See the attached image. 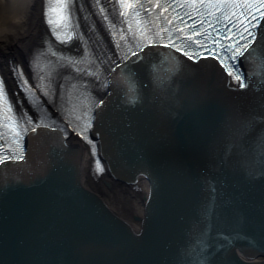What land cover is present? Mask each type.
<instances>
[{
	"label": "water",
	"instance_id": "95a60500",
	"mask_svg": "<svg viewBox=\"0 0 264 264\" xmlns=\"http://www.w3.org/2000/svg\"><path fill=\"white\" fill-rule=\"evenodd\" d=\"M134 60L95 131L114 180L148 181L142 214L114 213L47 132L0 172V264H264V60L244 88L214 61Z\"/></svg>",
	"mask_w": 264,
	"mask_h": 264
},
{
	"label": "bare ground",
	"instance_id": "6f19581e",
	"mask_svg": "<svg viewBox=\"0 0 264 264\" xmlns=\"http://www.w3.org/2000/svg\"><path fill=\"white\" fill-rule=\"evenodd\" d=\"M44 0H0V68L6 76L7 83L9 86L15 90H18V86L12 76L10 66L13 64H18L23 69V72L28 74L30 72L29 61L33 52H36L39 48H43L46 44H49L50 35L47 31L46 25L44 23L43 15V3ZM82 8H80V14L83 15L89 13L87 9V1L79 0ZM89 16V14H88ZM92 21L95 24V30L100 33L102 39L107 41V34L101 24L97 22L91 15ZM94 47H97V43H94ZM76 74H70L69 79H75ZM229 84H232L231 82ZM190 88H196L193 85L188 86ZM20 92H14L15 98L24 99ZM91 95H83L81 98H86L90 100ZM47 99V98H46ZM86 99H82L86 101ZM21 100V99H20ZM51 101V100H49ZM83 103V102H82ZM56 106L59 109H63L68 105L66 99L62 94L58 95V100L55 101ZM53 107V104H48L47 108ZM69 146L75 148L78 147L76 142L74 143L73 138L70 136L66 138ZM81 167L82 176L84 177L81 181L84 186L91 191L99 194L105 202L115 207L119 211L123 212L127 216L133 219L131 214H127L129 209L126 205L118 204L120 201L118 199H123L126 197L132 200V210L135 208L133 213H141L143 211L144 200L141 196L143 191L148 188V181L141 177L139 186L141 190H136L131 187L132 185L122 184L115 180H112V190L101 191L103 189L102 178H96L90 174V168L92 167V158L89 152V148L84 142H81ZM52 171V170H51ZM52 178V177H51ZM82 178V177H81ZM111 179V176L109 177ZM53 179H49L48 185H53ZM121 196V197H120Z\"/></svg>",
	"mask_w": 264,
	"mask_h": 264
},
{
	"label": "snow or ice",
	"instance_id": "6c2138e0",
	"mask_svg": "<svg viewBox=\"0 0 264 264\" xmlns=\"http://www.w3.org/2000/svg\"><path fill=\"white\" fill-rule=\"evenodd\" d=\"M99 2V0H98ZM122 6L125 8H132L133 5L128 4V3H123L122 2ZM248 7H252V5H247ZM154 7H161L160 5H154ZM264 8V0H259V7H257L256 11L260 13V16L262 18H264V12H261L260 9ZM67 9H68V3L67 0H58V2L56 4H53L49 7V13L53 14L55 16V18H49L48 23L49 24H54L56 25L57 28H67L68 27V15H67ZM101 11H103L101 9ZM139 13H137L138 15ZM176 17H174L175 19ZM253 19H255V17H253ZM249 23H251V21H249ZM245 31H248L247 26H245ZM57 35H61L60 32L57 33ZM251 35V33H250ZM63 36L65 39H70L71 37L64 32ZM242 38L246 40V37L243 36V34H241ZM197 44H199V41H196ZM216 43L218 44L219 41H216ZM173 47H176L175 44L171 45ZM249 47V44L246 42L245 44L239 46V47H235L234 50H232L231 48L229 49V51L231 52V60H235L236 57L238 55H242V51L241 49L243 48L244 50H247V48ZM133 55H135V53H133ZM185 55H188V53H185ZM217 59L220 60L221 65L223 66V68L225 69V71L227 72V74L229 76H231L235 81L239 82V86L241 88L246 87L247 85L244 83L242 75L239 74L238 69L229 63H225V60L219 56L216 57ZM5 85L2 79H0V98H4L5 97ZM10 119V118H9ZM39 126V125H37ZM33 131H35V128L32 129ZM16 136H19V132L15 133ZM10 157L5 155L3 157H0V163H4L7 159H9ZM11 158H22L18 155V150H17V154H14L13 157ZM102 171V169H99Z\"/></svg>",
	"mask_w": 264,
	"mask_h": 264
},
{
	"label": "rangeland",
	"instance_id": "374dc122",
	"mask_svg": "<svg viewBox=\"0 0 264 264\" xmlns=\"http://www.w3.org/2000/svg\"><path fill=\"white\" fill-rule=\"evenodd\" d=\"M12 66V65H11ZM10 66V68H11V72H12V76H13V70H12V67ZM2 70V69H1ZM14 77V76H13ZM108 190H110L109 188L110 187H106ZM111 191V190H110ZM121 197V196H120ZM123 199H125L126 200V202L124 201V200H122V199H118L120 202L118 203V204H120V205H128L129 203L132 205L133 203H132V200H130V199H126V197H123ZM133 211H135V210H133Z\"/></svg>",
	"mask_w": 264,
	"mask_h": 264
}]
</instances>
